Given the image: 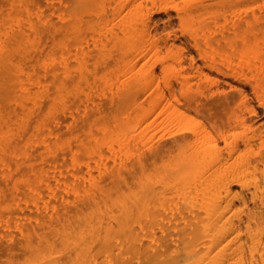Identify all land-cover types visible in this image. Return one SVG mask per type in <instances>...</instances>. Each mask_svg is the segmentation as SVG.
<instances>
[{
    "label": "bare ground",
    "instance_id": "6f19581e",
    "mask_svg": "<svg viewBox=\"0 0 264 264\" xmlns=\"http://www.w3.org/2000/svg\"><path fill=\"white\" fill-rule=\"evenodd\" d=\"M241 4L245 5L244 0H0V9L4 6L7 9L0 12V175L8 182L14 179L12 175L16 171L32 170L35 174L31 177L37 179H28L30 190L43 196L46 187L49 197L54 199L52 210L48 205L51 201L41 198L45 212L36 202L41 217H35L33 226L39 227L22 229L28 238L22 246L29 252L25 264H66L70 260L74 264H103L105 259V264H132L127 251H144L150 257L148 264H264V2L258 3L259 12L255 4L244 8ZM172 9L180 20L181 30L173 31V35L168 30L171 17L161 30L160 18L155 17L160 11L170 16ZM229 13L230 20L226 19ZM222 15L226 21L220 23ZM210 22H215V27ZM58 33L63 36L56 40ZM48 40L53 42L51 46L46 44ZM98 54L102 59L95 60L96 66L98 62L121 63L118 72L122 73L106 80L110 86L122 79L109 101L113 107L127 106L130 110L126 120H121L124 123L121 136L116 131L119 138H114L115 135L111 136L116 140L106 138L105 130L99 129L105 138L102 141L99 138L98 143L95 134L94 144L92 140V144L87 142L90 147L86 145L84 159L79 145L61 140L65 133L62 126L66 124L75 132L76 127L87 129L84 133L94 136L89 103L98 104L97 95L85 90L96 86L97 72L90 68V61ZM214 72L217 75L211 74ZM195 75L202 79L204 76L210 85L215 84L213 93H224L221 105L225 110H214L218 104L208 100L207 86L205 90L202 86L193 87L191 77ZM232 78L235 82L230 81ZM221 82L233 89V93L227 92ZM248 87L257 105L249 101ZM97 107L99 115L101 105ZM121 123L113 127L118 124L119 130ZM103 147H108L121 160L118 163H122L105 171L110 178L108 184L116 188L122 183L131 185L129 178L136 179L138 173L149 168L150 172L159 159L172 156L157 174L146 173L148 178L139 190L138 185L137 192L132 189L130 203L126 197L117 195L125 200L118 199L126 208L117 206L124 210L121 214L117 212L120 216L113 214V205L102 207L101 200L109 188L107 183L97 182L92 173L96 170L94 164L104 157ZM39 157L43 163L37 166L35 159ZM19 181L14 179L12 188ZM61 186V190L57 188ZM1 193L0 204L4 206L7 200ZM17 198L15 194L16 200L12 201L18 208ZM168 198H179L185 207L196 202L193 207L198 206L208 214H204L208 216L206 222L199 223L204 217L199 210L202 215L199 220L196 217L187 220L191 210L181 203L185 213L189 212L183 224L178 223L179 216L184 214V210L179 211L181 208L174 215L169 210L177 223L166 225L168 218L161 223L162 216L165 217L162 212L177 200L163 205L162 210L166 209H160L162 216L157 215L160 206L155 202L162 205ZM149 203L156 204L153 210L157 207L156 218L161 217L159 227L164 233L161 243L157 244V240L155 245H148L150 242L145 239L151 237L150 232L156 226L147 232L150 237L143 233L145 239L138 232L140 228L136 231L139 225L135 221L138 215L150 210H147ZM238 205L245 215L229 214ZM144 219L148 220V216ZM46 225L50 230H46ZM15 227L20 230V226ZM198 227L200 232L194 238ZM50 233L54 234L48 236ZM12 236L8 240L4 235L8 243L0 242V252L14 255ZM176 236L183 238L181 244L185 242L183 246L179 244L182 248L178 253L173 251L178 242L173 248L168 246L174 252L169 253L166 245ZM119 249L127 251L116 258ZM101 253L105 259L99 260ZM197 253L199 258L195 257Z\"/></svg>",
    "mask_w": 264,
    "mask_h": 264
},
{
    "label": "rangeland",
    "instance_id": "374dc122",
    "mask_svg": "<svg viewBox=\"0 0 264 264\" xmlns=\"http://www.w3.org/2000/svg\"><path fill=\"white\" fill-rule=\"evenodd\" d=\"M250 1V2H249ZM256 1V2H255ZM264 2V0H244V4L245 5H243V4H241L240 6H241V8H244L245 6H249V4L250 5H254L255 6V8H256V10H257V5H259L258 3H263ZM244 6V7H243ZM238 6H235V7H233V8H237ZM260 8L258 7V10H259ZM2 10V11H1ZM7 9H6V6H4L3 7V9H0V12H5ZM257 10V11H258ZM231 11V10H230ZM259 12V11H258ZM169 14H171L170 16L168 15V13H166L165 11H160V12H158L157 14H156V18H160V20L158 21V23H159V29L161 30L162 28H163V25H164V22L165 21H167V19L168 18H170L171 17V23H172V25H171V27H169L168 28V30H170L171 31V33H172V35H173V31H179L178 33H180V20H179V18L176 16V12L172 9V10H170V12H169ZM234 14V13H233ZM84 19L86 18L87 19V13L86 12H84ZM231 15V16H230ZM55 17H57L56 15L54 16V18ZM226 16H224L223 17V15L219 18V20H220V23L222 22V21H226V19H228V20H230V18L229 17H231L232 18V14L231 13H229L228 14V16L226 17V19H224ZM96 18V17H95ZM222 18V19H221ZM56 19V18H55ZM222 20V21H221ZM224 21V22H225ZM213 23H215V22H210V25H212L213 27H215V24H213ZM59 34V36L57 35V39L56 40H58V39H60L62 36H63V34H61V33H58ZM59 37V38H58ZM104 39L105 40H107V36H106V34L104 35ZM183 40H184V38H183ZM182 40V41H183ZM44 41H46V39H44ZM50 42V44H48L49 42ZM47 41V45H49V46H51L52 44H53V42L52 41H50V40H48ZM178 44H180V45H182L183 47H185V44L184 43H181V42H179ZM46 45V46H47ZM48 47V46H47ZM50 47H48L47 49H49ZM94 59V60H93ZM102 58L99 56V54L97 55V58H96V56L95 57H93V58H91V60L92 61H90V68L92 69V71L93 70H96V74H97V83H96V86L94 87V88H96V89H94V88H92V90H91V88H88V86L85 84V86H87V87H85V88H88V89H86L85 90V92L86 91H92V93L94 94V93H96L95 95H97V96H95V99H96V97H97V99L95 100L96 102L98 101V104L99 105H101V109L99 110V115H98V109H96L95 110V108L97 107H95L94 105H98L97 103L96 104H94L93 106L95 107H93L91 104H93L92 102H90L89 103V109L91 110V112H93V111H95V113L97 114H95L94 112L93 113H91L90 112V110H89V115H91L90 116V120L94 123V125L95 126H93V128L92 129H94V130H96V131H98L99 129H101V130H105L104 131V136L106 137H108V138H113L112 136H114L115 135V137L114 138H119L118 136H121V132H122V128H123V126H124V123L121 121L122 119H123V121H125L126 119H125V117H126V113L130 110V107H128L127 108V106H123V107H121V108H116V105H114V107H113V105L111 106L110 104H112V102H110L111 100H110V96H112V95H114V93H115V91H113V90H115L116 89V85H119V84H121L122 83V79L121 80H116L117 81V83H116V85H111L110 84V86H109V82H107L106 80H108V79H115V78H117V76H118V73H120V72H118V70H119V68H120V66L119 65H121V63H119V65H118V63H115L114 61H113V63L111 62L110 63V65H108V64H103V63H97V66H96V64H93L94 62H96L97 60H101ZM96 60V61H95ZM200 60H198V62H199ZM200 63H202V62H200ZM107 65V68L105 67ZM96 67V68H95ZM105 67V68H104ZM205 71H207V72H209V70L207 69V68H205ZM122 73V72H121ZM120 73V74H121ZM212 75H217V72H214V73H211ZM125 78V77H124ZM123 78V79H124ZM200 78V79H199ZM204 76H203V79H202V77H198V76H192L191 77V83L193 84V87L195 88V87H198V86H202L201 88L202 89H204L206 86H207V88H205L204 90L206 91V93L208 94V95H210V96H208L207 98H208V100H210V101H212L213 103H216V104H218V105H216V107H218V108H215L214 110H217V111H223V110H225L224 108H223V106L224 105H221V102L223 101V96H224V93H218V95H217V93H213V90H215V87H216V85L215 84H211L210 85V83L208 82L209 80H204ZM121 81V82H120ZM199 81V82H198ZM206 81V82H205ZM230 81H232V82H235V79L233 80V78L232 79H230ZM100 82V83H99ZM203 84H202V83ZM108 84V85H107ZM197 84H199V85H197ZM202 84V85H201ZM209 85V87H208V85ZM107 85V86H106ZM99 86H102L101 88L99 87ZM106 86V87H105ZM221 86L222 87H224L225 89H226V91L227 92H229V93H233V89H231L227 84H225V83H223V82H221ZM98 87H99V89H98ZM105 89H104V88ZM199 87V88H200ZM94 89V90H93ZM108 89H109V92L107 93V91H108ZM207 89H209V90H207ZM99 90V91H98ZM96 91V92H95ZM98 91V92H97ZM113 91V92H112ZM92 94V95H93ZM106 94H108L107 96H106ZM250 94H252V92H251V90H250V88L248 87V96H249V101L251 102V103H253V104H256L257 105V99L255 98V96L253 95H250ZM94 96V95H93ZM113 97H115V96H113ZM117 97V96H116ZM253 97V98H252ZM110 100V101H109ZM237 100V99H236ZM109 101V102H108ZM101 103V104H100ZM107 103H108V105H107ZM99 105H98V107H99ZM221 105V106H220ZM103 106V107H102ZM105 106H107V107H105ZM91 107H93V108H91ZM97 107V108H98ZM111 107V108H110ZM127 108V110H126V108ZM114 108H116V110L114 109ZM112 109H114V110H112ZM117 109H119V110H117ZM125 109V110H124ZM106 110V111H105ZM100 111H101V113H100ZM104 111V112H103ZM108 111V112H107ZM112 111V112H111ZM113 111H115V112H113ZM82 112H84V111H82ZM106 112H107V114H106ZM111 112V113H110ZM91 113V114H90ZM109 113V114H108ZM125 113V114H124ZM94 114V115H93ZM93 116V117H92ZM89 120V121H90ZM123 123H121V122ZM88 122V121H87ZM96 123V124H95ZM116 123H121V126L119 127V130H118V124H117V126L114 128L113 127V125L115 126V124ZM97 125V126H96ZM111 125H112V127H111ZM64 126H65V128H64ZM64 126H62V130L63 131H65V133L63 132V131H61V132H63V136H62V138H61V140L62 141H67L68 142V140H69V143H71V144H73V146L75 145V146H77V145H79L80 146V149H81V157L82 158H87V150H86V145H87V147H90V145L87 143V142H90L91 143V141L90 140H92V143L94 144V142H95V134L98 136V143H99V138H100V140L102 141V140H104V136L102 135V132L100 133V131H98V132H93L94 133V136H92V135H87V132L86 133H84L87 129H86V127H85V129L86 130H84V129H82V128H79L78 129V127H76L75 129H77L76 130V132H75V130H73L72 128H69L66 124H64ZM67 126V127H66ZM97 127V128H96ZM107 128V129H106ZM68 129V130H67ZM72 129V130H71ZM80 129L83 131H80ZM116 129V130H115ZM93 130V131H94ZM114 130V133L112 134V131ZM69 133H68V132ZM77 131H78V133H77ZM119 133V135L117 136V132ZM79 132H80V135H79V137H78V134H79ZM82 132V133H81ZM69 134V135H67V134ZM73 134V136H72V134ZM98 133H99V135H98ZM77 136H76V135ZM83 134V135H82ZM84 134L86 135V137L84 136ZM106 134H108V135H106ZM102 135V136H101ZM112 135V136H111ZM68 136V137H67ZM72 136V137H71ZM82 136V137H81ZM117 136V137H116ZM65 137V138H64ZM89 137V138H88ZM104 137V138H103ZM106 137V138H107ZM72 138V139H71ZM76 138H77V140H76ZM82 138H84V139H82ZM113 138V140H116V139H114ZM87 139V140H86ZM88 139H89V141H88ZM94 139V140H93ZM75 141V142H74ZM82 141H84V142H82ZM85 143H87V144H85ZM91 143V144H92ZM116 146H118V144H117V142H115V147ZM104 148V157H103V159H102V161H98V163L96 162L94 165L96 166H94V168H93V170L96 168V170H94L95 172H93L92 171V173H93V175H94V179L95 180H97V182H99V183H107V186H108V194H106V195H104V198L101 200V205H102V207L103 208H106V207H110V208H112L113 206V211H115V212H113V214L114 215H116V216H120V214H121V212H124V210L126 209V208H124V206H122V202H125V200H127L128 201V203H130V201L131 200H129L130 198H131V196L135 193V192H137L138 190H139V188L141 187V185L140 184H143L144 183V181L145 180H147V176H148V174L151 172H154V175H155V172H156V174H157V172H159V170L161 171V168H162V165L164 164V163H166V162H170V160L169 159H171L172 158V156H166L164 159H159V160H161V161H159L158 160V162H156L155 164L156 165H158V167H156V165L154 164L152 167H151V171L149 172V169H147L145 172H143V173H138V175L137 176H135V178L136 179H138V180H136V179H134V177H131V181H129V179H128V183L129 182H131L132 184L130 185V183H129V185L128 184H125V183H122L121 184V186L120 187H113L110 183V185L108 184V182L110 181L109 179L110 178H108L107 177V175H106V172L105 171H107L106 169H111V168H113V167H120L121 166V164L120 163H118L119 161H121V160H118L119 158H117L118 156L117 155H114V154H112L113 152H111V150L108 148V147H103ZM142 149V148H141ZM107 150H109V153L108 152H106ZM107 154H109V155H106V153ZM112 155H111V154ZM106 155V156H105ZM109 156V157H108ZM111 156V157H110ZM106 157V158H105ZM116 158V159H115ZM169 158V159H168ZM37 159H39V160H37ZM37 159H35V163H37V166H39V164H42L43 163V161H42V158L41 157H39V158H37ZM70 159L71 158H69V166H71V161H70ZM83 159V160H84ZM106 161H105V160ZM111 160H114V162L115 163H113V161H111ZM116 160V161H115ZM164 160V161H163ZM166 160V161H165ZM38 161V162H37ZM104 161L106 162V165L104 164ZM101 162V163H100ZM127 162V161H126ZM100 163V166L98 165ZM120 164V165H118V164ZM98 166H97V165ZM105 167V168H104ZM107 167V168H106ZM111 167V168H110ZM157 169H156V168ZM160 167V168H159ZM97 168H99V169H97ZM104 168V169H103ZM86 169V168H85ZM103 170H104V172H103ZM98 171H101L100 173H102L101 175H100V173H98ZM29 172H31V173H29ZM33 172V173H32ZM147 172H149L147 175H146V173ZM43 173V172H42ZM98 173V174H97ZM144 173H145V177H144ZM29 174V175H28ZM34 171H32V170H20V171H16V172H14L13 173V175H12V177H14V179H16L17 181H19L18 183H17V189H15L16 187H13L12 188V186H14V179L12 178L11 180H9L8 182L7 181H5L4 180V177H3V175H0V191L2 192L1 194H5V199L7 200V202L5 203L6 205H1L0 204V226L2 225H4V226H7L6 228H4V226L2 227H0V236H1V238H0V242L2 243H8V240H10V235L12 236L13 234V244L15 245L14 246V250H16V251H14V255H11L9 252H7V251H3V252H0V264H1V262L3 263L4 262V264H25V259L28 257V254H29V252L26 250V248L24 247H22V246H25L26 245V243L28 242L27 240H28V238H26L23 234H22V232L24 233V231L22 230V229H24V230H28L29 228H32L33 229V227L34 226H36V227H39V225H34L33 226V224H35L36 222V218L35 217H41V214L39 213V209L37 208V205H36V202H38L39 204H40V206H41V208H40V210H42V211H44L45 212V209H43L42 208V206L44 207V205H42V203H44L45 204V202L47 201L48 203H49V201H51V203L50 204H48L49 205V208H52V210H53V204H54V199H53V197L52 196H50L49 197V195H50V193H49V189H47L45 186V189H43V196L45 195V194H47V195H45V197H43L42 195H38V194H36V195H34V192L32 191V189L30 190V188H29V184H28V179L30 178H32L33 176H34ZM139 174H141L140 176H139ZM24 175V176H23ZM37 175V174H36ZM97 175H100V176H97ZM143 175V176H142ZM28 176H30V177H28ZM32 176V177H31ZM95 176H97V177H95ZM101 176H104V177H101ZM16 177V178H15ZM20 177H22V179L20 178ZM27 177V178H26ZM2 178V179H1ZM34 178H36L37 179V176L36 177H34ZM34 178H32L33 180H35ZM142 178H144V179H142ZM153 178H154V176H153ZM19 179V180H18ZM23 179H24V181H23ZM142 180V183H140V181ZM13 180V181H12ZM32 180V181H33ZM53 180V179H52ZM107 180V181H106ZM5 181V182H4ZM54 181V180H53ZM5 183V186L3 185ZM9 183V184H8ZM2 184V185H1ZM12 184V185H11ZM124 184V185H123ZM11 185V186H10ZM134 185V186H133ZM136 185H138V188H137V186ZM4 186V187H3ZM20 188H19V187ZM21 186L23 187V188H21ZM130 186V187H129ZM26 187V188H25ZM28 187V188H27ZM123 187V189L121 190V188ZM126 187V188H125ZM131 189V191H132V189H133V191H134V193H133V191L131 192L130 191V189ZM132 187V188H131ZM18 188H19V190H18ZM25 188V189H24ZM58 189L60 188V190L63 188L62 186L61 187H57ZM110 188H112V191H111V189ZM114 188V189H113ZM125 188V189H124ZM135 188H137V189H135ZM22 189V190H21ZM115 189H117L118 191H119V193H120V195L117 193L118 191L117 190H115ZM4 190H6V191H4ZM16 190L19 192V193H17L16 192ZM23 190H25L27 193H30V192H32V194H30V195H33L32 197L29 195V194H26V195H28V196H26L25 195V193L26 192H22L21 193V191H23ZM115 190V191H114ZM125 190H129L128 192L130 193V195H129V193L127 192V191H125ZM123 191V192H122ZM16 192V193H15ZM49 193V194H48ZM117 193V194H116ZM133 193V194H132ZM15 194H17V196H18V198H19V201H18V204H19V206H18V208L15 206L14 207V201H12V200H16V199H14V196H15ZM110 194V195H109ZM111 194H112V196H113V194H115L113 197H111ZM123 194V195H122ZM19 195H20V197H19ZM117 195H118V197L120 196H122V198L124 197H126V199L123 201V200H121V198H117ZM129 195V196H128ZM170 195V194H169ZM8 196H10V197H8ZM25 196V199H22L23 197ZM30 196V197H29ZM39 196H41V197H39ZM110 196V197H109ZM50 198V200L48 199V198ZM117 199H116V198ZM17 198V199H18ZM31 198H32V200H31ZM40 199V201H39V199ZM41 198L45 201V199L44 198H46V201L44 202V201H42L41 200ZM110 198H112V199H110ZM123 198V199H124ZM114 199V202H112V200ZM121 200V201H119V200ZM22 200H24L23 202H22ZM107 200V201H106ZM110 200V201H109ZM115 200L117 201V202H115ZM173 200H177V201H173ZM10 201V202H9ZM119 201V202H118ZM157 201V200H156ZM171 201H173L174 203H175V205H174V203H170ZM178 201H180L179 202V205L180 206H176V204L178 205ZM16 202V201H15ZM34 202V203H33ZM105 202V203H104ZM155 201H151V203L153 204ZM23 205H22V204ZM31 203V204H30ZM32 203L34 204V205H32ZM106 203H107V205H108V203H109V205L107 206L106 205ZM120 203V204H119ZM155 203H157V205L156 204H154V205H156L157 207H158V205L160 206V207H158V210H157V207H156V212H158V213H160V214H158L157 213V215H161L162 213H164V214H162V215H164L165 217H163L162 215V219H163V221H161V223H165V221H167L168 219H169V221L167 222V224L166 225H170V222L171 223H173V222H175L176 220H175V218H173L172 216L174 215V214H176V212H178V209H180L179 211H181V210H184L183 212H184V214L183 213H181V215L183 214V216H179V218H178V223L180 224V225H182L183 223L182 222H184V219L183 218H187V214L189 213H185V212H187L186 210L188 209V208H190L189 210H191V212L189 213L190 215H191V217H192V215H194L192 218L190 217V215L188 214V218H187V220L189 219V220H191V219H195L194 217H196V219H198L199 220V217H201L202 215L201 214H203V216H204V214H207L206 212H205V210L203 211V209H198L199 207L198 206H196L195 208L193 207L194 205H195V203L196 202H194V205L193 206H190V207H185L184 206V204L181 202V200L179 199V198H168V199H166L165 200V202L164 203H162V205H160L161 203L160 202H155ZM160 203V204H159ZM173 204V209L175 208V210L173 211V209H172V207L170 206V205H168V204ZM183 204V206L182 207H184L183 209H182V207H181V205ZM11 204V205H10ZM26 204H28L27 206H25ZM105 204V205H104ZM150 205V203H149V205H147V206H150V207H147V210L150 208V210H148V212H145V213H143V214H141V215H138V220L137 221H135L136 223V226L137 225H139V227L137 228V230L136 231H138V229L139 230H141V231H138L139 232V234L140 233H142V234H140L141 235V237H144V239L146 238L144 235H143V233L145 234L146 233V236L147 235H149V233H147V232H149V231H151V230H149L150 228H152L153 226H156L155 228H157L156 230H158V232H157V234H159L160 236H158L157 234H155L156 232L153 230V228H152V231H154V232H150V233H152V234H150L151 235V237L153 236V238H152V240H151V237H150V235H149V237L150 238H147V239H145V241L147 242V243H149L148 245H155L157 242V244H159V243H161L160 241H161V239L164 237V233H161L162 232V230L160 229V227H159V225H160V223H159V220H160V218H156L157 217V215L155 214V211L153 210L155 207H154V205ZM164 204H166V206L168 205V207H166V208H168V209H166V208H164V210H162L163 209V205ZM36 205V206H35ZM111 205V206H110ZM113 205V206H112ZM121 205V206H120ZM6 206H7V208H6ZM12 206V207H11ZM22 206V207H21ZM24 206V207H23ZM30 206H32L31 208H33V209H31L30 210ZM117 206H120V207H123L124 208V210L123 209H119ZM176 206V207H175ZM26 207V208H25ZM153 207V208H152ZM171 207V208H170ZM191 207H193V208H191ZM236 207H238V209L236 208ZM6 210H5V209ZM9 208H10V210H9ZM13 208H15L16 209V211L15 210H13ZM21 208V210H17V209H20ZM35 208H37V209H35ZM116 208V209H115ZM178 208V209H177ZM235 208V209H234ZM233 209H231V211H230V213L229 214H235V213H239V212H241V207H239V205L238 206H235ZM4 209V210H3ZM10 211V213L8 212V210ZM23 209V210H22ZM36 210V212H34L35 210ZM152 209V210H151ZM162 211H164V212H162L161 213V210ZM192 209H195V210H193V212H192ZM12 210V211H11ZM25 210V211H24ZM117 210H121V211H117ZM169 210L170 211H172L171 213L173 214V215H171V213L169 212ZM177 210V211H176ZM201 211V214H200V212L199 211ZM14 211V212H13ZM38 211V212H37ZM87 211V210H86ZM166 211H168L169 212V215H166ZM176 211V212H175ZM233 211V212H232ZM7 212H8V214H7ZM19 212V213H18ZM21 212H23V213H21ZM34 212V213H33ZM120 213V214H118V213ZM196 212H198V213H196ZM204 212V213H203ZM243 212V213H242ZM242 212H241V215H245V211H243L242 210ZM117 213V214H116ZM9 215V216H7V215ZM14 214V215H13ZM18 214H20V215H18ZM152 215V214H154V218H152V216H149V215ZM196 214H198V215H196ZM5 215V216H4ZM16 215H18L19 217H17ZM208 215V214H207ZM204 216V217H206V218H204V217H201V220H202V222H201V220H200V222L199 223H201V225L202 224H204L206 221L205 220H207V218H208V216ZM7 216V217H6ZM32 218H31V217ZM147 216H148V220H146V219H144L145 217L147 218ZM158 216V217H159ZM9 220H7L6 218ZM21 217V218H20ZM24 217H26V218H24ZM32 219V220H29L30 218ZM140 217V218H139ZM142 217V218H141ZM169 217H171V218H169ZM2 218H4V219H2ZM20 218V219H19ZM153 219V220H151V219ZM168 218V219H167ZM176 218V219H177ZM182 218V219H181ZM19 219V221H17ZM23 219H25V221L23 220ZM141 219V220H140ZM154 219L156 220L157 219V221L158 222H156V221H154ZM161 219V220H162ZM166 219V220H165ZM171 219V220H170ZM174 219V220H173ZM180 219H181V222H180ZM3 220H6V221H3ZM14 220L16 221V223L14 222ZM26 220H27V222H26ZM117 220V219H116ZM183 220V221H182ZM3 221V222H2ZM22 221L24 222L23 224H22ZM140 221V222H139ZM151 221L153 222V224L151 223ZM6 222H8L7 224H6ZM15 223V226H20V230H19V228H16L15 226H14V223ZM25 222H26V224H25ZM143 224H142V223ZM144 222H147V223H145L144 224ZM155 222V223H154ZM138 223H140V224H138ZM149 223H150V225H149ZM176 223H177V221H176ZM182 223V224H181ZM6 224V225H5ZM17 224V225H16ZM45 224V223H44ZM142 225V226H141ZM148 225H149V227H148ZM201 225H199V227H201ZM13 226H14V230L15 231H13L12 229H13ZM22 226V227H21ZM30 226V227H29ZM146 226V228H143V229H141L142 227H145ZM198 227V228H199ZM4 228V229H3ZM9 228H11L10 230H9ZM44 228V227H43ZM50 227L48 226V225H46V230H48ZM154 228V229H155ZM160 229V230H159ZM2 230H3V234L1 233L2 232ZM6 230H8V231H6ZM11 230H12V232H11ZM50 230V229H49ZM142 230H146L145 232L144 231H142ZM198 230V229H197ZM197 230H196V232H195V234H193V237L195 236V237H197V235H198V233L200 232V228H199V230H198V232H197ZM6 231V232H5ZM9 232V233H8ZM11 232V233H10ZM137 232V233H138ZM160 232V233H159ZM6 233H8V234H6ZM13 233V234H12ZM17 233V234H16ZM154 233V234H153ZM2 234V235H1ZM20 234V235H19ZM22 234V235H21ZM54 233H50L48 236H52ZM163 234V235H162ZM4 235H5V237H8L7 239L8 240H6L5 238H4ZM140 235H139V237H140ZM154 235H155V238H154ZM162 235V236H161ZM136 236H138V235H136ZM157 237H158V239H157ZM194 237V238H195ZM3 238L5 239V240H3ZM18 241H17V240ZM23 239V240H22ZM35 239H38L37 237L35 238ZM154 239V240H153ZM183 238H178V236H176V238L174 239V240H172L173 241V243H171L170 241V245L167 243V247L166 248H168L167 249V251L169 252V253H174V252H179V251H181L180 249L182 248V246H183V244H184V240L182 241L183 243L181 244V241L180 240H182ZM158 240V241H157ZM7 241V242H6ZM15 241V242H14ZM154 241V242H153ZM155 241H157L156 243H155ZM17 242H19V243H17ZM153 242V243H152ZM178 242V243H177ZM0 243V244H1ZM16 243V244H15ZM22 243V244H21ZM146 243V244H147ZM177 243V245L175 246V244ZM179 244H181V245H179ZM173 245L175 246L174 248H173ZM178 245H179V247H178ZM170 248H173V251H171L170 252V250L171 249H169V247ZM21 248H23V250L21 249ZM125 249V248H124ZM177 249V250H176ZM117 251H119L117 254H116V258H117V256L118 257H120L121 255H125L126 254V251L127 250H117ZM120 251H122L121 253H120ZM5 252H6V254H7V256H6V254H5ZM128 253L126 254V255H130V257H131V261H133L132 262V264H136V262H138L137 264H143V261L144 262H146V263H144V264H148V261H149V259H150V257L149 256H145V252L143 253V252H137V251H127ZM130 252H131V254H130ZM263 252H264V249H263ZM2 253H4V254H2ZM142 253V254H141ZM115 254H113V256L115 255ZM9 255V256H8ZM11 255V256H10ZM16 255V256H15ZM103 253H101L100 254V257H99V260H101V259H105V256L103 255ZM12 256H15L13 259L11 258ZM199 256H200V254L199 253H197L196 255H195V257L196 258H199ZM4 257V258H3ZM6 257V258H5ZM10 257V258H9ZM102 257V258H101ZM140 257V258H139ZM1 258H3V259H1ZM143 258H144V260H143ZM145 258H147V259H145ZM8 259V260H7ZM11 259H12V261H11ZM15 259V260H14ZM138 259H139V261H138ZM189 259H193V257H191V258H189ZM5 261L7 262V263H5ZM71 261H73V262H71ZM106 259H105V263H106ZM142 261V262H141ZM74 264V260H70L68 263H66V264ZM105 263H103V264H105ZM248 264H250L249 262H247ZM256 263V262H255ZM257 263H260L259 261L257 262Z\"/></svg>",
    "mask_w": 264,
    "mask_h": 264
}]
</instances>
